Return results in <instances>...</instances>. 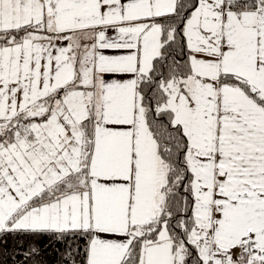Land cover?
Listing matches in <instances>:
<instances>
[{
    "label": "snow or ice",
    "instance_id": "snow-or-ice-1",
    "mask_svg": "<svg viewBox=\"0 0 264 264\" xmlns=\"http://www.w3.org/2000/svg\"><path fill=\"white\" fill-rule=\"evenodd\" d=\"M0 264H264V0H0Z\"/></svg>",
    "mask_w": 264,
    "mask_h": 264
}]
</instances>
